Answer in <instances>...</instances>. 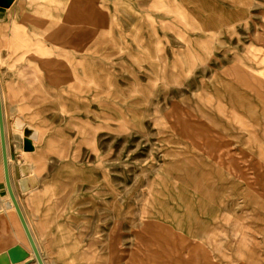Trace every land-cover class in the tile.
Returning a JSON list of instances; mask_svg holds the SVG:
<instances>
[{"label":"rangeland","instance_id":"374dc122","mask_svg":"<svg viewBox=\"0 0 264 264\" xmlns=\"http://www.w3.org/2000/svg\"><path fill=\"white\" fill-rule=\"evenodd\" d=\"M3 7L13 183L46 264H264V0Z\"/></svg>","mask_w":264,"mask_h":264},{"label":"crops","instance_id":"0c3cea01","mask_svg":"<svg viewBox=\"0 0 264 264\" xmlns=\"http://www.w3.org/2000/svg\"><path fill=\"white\" fill-rule=\"evenodd\" d=\"M76 7V6H75ZM4 7L1 5V2H0V19L3 17L5 11H4ZM78 9V8H77ZM82 15L78 13V18H80ZM89 16V15H88ZM0 95H1V101H2V106H3V115H4V126H5V136H6V146H7V153H8V156H9V170H10V177H11V181L13 183V172H12V166H11V163H12V159H11V153H10V150H9V140H8V133H9V128H8V122H7V112L5 110V93L3 92V87L1 85V82H0ZM33 119V118H32ZM26 123V127L25 129H27V127H32L33 126L30 124H28L26 121H24ZM24 130H16L15 131L20 135V137L23 138V142L25 140V137H24ZM36 132H37V141H33V148L35 149L36 147V144L38 143V140L40 138V132L35 128L34 129ZM25 157L31 159L32 158V155L34 152H25ZM0 166L2 167V172H3V181H4V185L6 186V183H5V175H4V163H3V152H2V143H1V135H0ZM29 180V179H28ZM30 184H31V181L29 180ZM14 185V183H13ZM14 189H15V186H14ZM16 192V191H15ZM17 195V194H16ZM19 200V199H18ZM8 202H9V197H8V192H7V200L5 202L2 203L3 206L5 207H8ZM1 203V202H0ZM17 214V213H16ZM18 216V215H17ZM25 216V215H24ZM15 218V217H14ZM25 219H27L25 217ZM10 219L6 218V219H0V229H1V232L4 233V234H8V222H9ZM17 221L18 223L20 224L18 227V229H14V237L12 238L14 242L18 243V244H15L13 246H10V247H7V244H6V241L5 240H1L0 239V255L3 254V253H6L8 252L10 249L16 247V246H21L23 247L25 250H27L30 255L31 253L33 252L32 251V248H31V245L29 243V240L27 238V235L25 233L24 228H22V223L20 221V219L17 217ZM20 221V222H19ZM27 221V220H26ZM29 226V225H28ZM31 233H32V236L35 240V243L39 249V246L37 244V241L35 239V236L32 232V229L31 227L29 228ZM18 232V234H17ZM26 236V237H25ZM24 244V246L22 245ZM7 247V248H6ZM26 247V248H25ZM31 251V252H30ZM39 252H40V249H39ZM41 254V252H40ZM43 258V257H42ZM44 261V259H43ZM37 263V261H36ZM45 263V261H44ZM38 264V263H37ZM46 264V263H45Z\"/></svg>","mask_w":264,"mask_h":264},{"label":"bare ground","instance_id":"6f19581e","mask_svg":"<svg viewBox=\"0 0 264 264\" xmlns=\"http://www.w3.org/2000/svg\"><path fill=\"white\" fill-rule=\"evenodd\" d=\"M0 107H1V114H2V120H3V132H4V137H5V146H6V136H5V126H4V115H3V106H2V101H1V95H0ZM12 126H13V128L14 129H16V130H24L25 129V127H26V123L22 120V119H20V118H16L14 121H13V124H12ZM0 135H1V126H0ZM37 132L34 130V132L33 131H27V129H25V131H24V137H25V140H24V151L25 152H31V151H33L34 150V148H33V141H37ZM1 143H2V152H3V163H4V175H5V183H6V170H8V173H9V178H10V184H11V187H12V190H13V192H14V196H15V198H16V201H17V203H18V206H19V209H20V212H21V214H22V216H23V219H24V222H25V224H26V227H27V229H28V231H29V233H30V235H31V237H32V240L34 241V244H35V246H36V248H37V250H38V253H39V255H40V257H41V260L43 259L42 258V256H41V254H40V252H39V249H38V247H37V245H36V243H35V240H34V238H33V236H32V233H31V231H30V229H29V226H28V224H27V221H26V219H25V216H24V214H23V211H22V209H21V205H20V203H19V200H18V197H17V195H16V192H15V189H14V185H13V183H12V181H11V177H10V170H9V156H8V153H7V146H6V157L4 156V151H3V140H2V136H1ZM6 164V165H5ZM25 187H26V185H25V183H23V189L25 190ZM7 188V187H6ZM27 188V187H26ZM8 192V194H9V191H7ZM9 197H10V199H9V202H8V207H5V206H3L1 203H0V213H4V212H6L7 210H10V211H12V213H17V217H19V219H20V221H21V223H22V228H24V230L23 231H25V233H26V235H27V231H26V229H25V226H24V224H23V222H22V220H21V218H20V216H19V213H18V211H17V209H16V207H15V204L13 203V200H12V198H11V196H10V194H9ZM14 215V214H13ZM15 217V216H14ZM19 221V222H20ZM29 223V222H28ZM20 224L18 223V226H19ZM16 230V229H15ZM17 234H18V232H17ZM26 237V236H25ZM27 238H28V240H29V237H28V235H27ZM29 243H30V245H31V248H32V251H33V255H34V257H36V255H35V252H34V249H33V246H32V244H31V242H30V240H29ZM23 246H24V244H22ZM26 248V247H25ZM11 250H16V254H17V257L18 258H23V261L25 260V259H27L28 257H29V252L27 251V250H25L23 247H21V246H16V247H14V248H12V249H10L9 251H11ZM8 251V252H9ZM31 252V251H30ZM42 262H43V264H45L44 263V261L42 260ZM21 263V262H20ZM20 263H13V264H20ZM37 263L39 264V262H38V260H37Z\"/></svg>","mask_w":264,"mask_h":264},{"label":"water","instance_id":"95a60500","mask_svg":"<svg viewBox=\"0 0 264 264\" xmlns=\"http://www.w3.org/2000/svg\"><path fill=\"white\" fill-rule=\"evenodd\" d=\"M13 1L14 0H0L1 5L5 6V7H9L12 4ZM0 126H1V136H2V140H3V151H4V156L6 157V146H5V137H4V132H3V120H2V114H1V107H0ZM27 131H29V130H27ZM6 183H7V187H8L10 196H11V198L13 200V203L15 204V207H16L18 213H19V216H20V218H21V220H22V222H23V224L25 226V229L27 231V235L29 237V240H30L32 246H33L36 258H37L39 264H43V262L41 260V257H40V255L38 253V250H37V248H36V246L34 244V241L32 240V237H31V235H30V233H29V231H28V229L26 227V224H25L23 216H22V214L20 212L18 203H17L16 198L14 196V193H13V190H12V187H11V184H10V178H9L8 170H6ZM22 261H23V258L21 259V258L17 257L16 250H11L9 252H6V253H3V254L0 255V264H13V263H20Z\"/></svg>","mask_w":264,"mask_h":264}]
</instances>
